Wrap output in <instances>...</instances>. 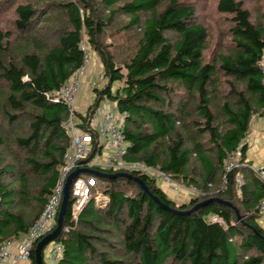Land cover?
<instances>
[{
	"label": "trees",
	"instance_id": "1",
	"mask_svg": "<svg viewBox=\"0 0 264 264\" xmlns=\"http://www.w3.org/2000/svg\"><path fill=\"white\" fill-rule=\"evenodd\" d=\"M203 1L0 0V248L29 231L58 182L69 107L46 94L81 68L85 44L108 79L94 106L108 97L127 114L126 159L198 192L180 202L159 177L129 172L175 212L133 178L91 174L105 182L100 201L92 186L75 219L71 190L55 264H264V183L245 142L264 116V20L247 0H216L215 33Z\"/></svg>",
	"mask_w": 264,
	"mask_h": 264
},
{
	"label": "built area",
	"instance_id": "2",
	"mask_svg": "<svg viewBox=\"0 0 264 264\" xmlns=\"http://www.w3.org/2000/svg\"><path fill=\"white\" fill-rule=\"evenodd\" d=\"M85 51L84 62L81 68L71 79L64 81L56 91L48 92L46 95L55 102H65L69 107V116L64 121V127L69 136V142L64 154L63 164L58 182L47 203L45 204L39 218L22 237L9 239L0 248V264H31L32 249L35 243L52 232L58 222V215L64 198V190L67 178L71 172L78 167L90 169L102 168L115 171H139L145 174L159 177L166 184H173V180L142 161H129L126 159L128 143L124 134V122L127 114L119 110L116 100L104 98L94 106L96 99V81L89 77L91 58L89 52ZM263 73L264 85V56L260 61ZM87 87L94 91V100L81 103V94ZM107 99V100H106ZM94 107V109H92ZM94 112L92 113V111ZM242 152L237 149L227 159L226 171L235 167ZM264 183V165L255 169ZM94 181H87L83 173L74 179L71 190L76 198L74 218L85 205L92 194ZM194 193L198 189L192 187ZM100 201V195L97 196ZM260 213L264 215V196L259 204ZM16 247L14 251L13 248ZM52 264L57 263L63 253L62 244L56 240L51 241L46 247Z\"/></svg>",
	"mask_w": 264,
	"mask_h": 264
},
{
	"label": "crops",
	"instance_id": "3",
	"mask_svg": "<svg viewBox=\"0 0 264 264\" xmlns=\"http://www.w3.org/2000/svg\"><path fill=\"white\" fill-rule=\"evenodd\" d=\"M80 97L81 103L83 105L86 101L89 102L90 100H94L92 98L94 97V94L86 84ZM245 142L248 143L249 146L246 158L251 164L252 168L256 169L262 167L264 165V116H256L253 118ZM158 181L161 187L168 193V195L177 201L184 202L185 200H189L194 194L191 188L185 187L176 182H173V184H166V182L162 181L161 179ZM160 181H162V183ZM260 223L264 227V215L261 217ZM13 250H16L15 246ZM47 264H52L50 257Z\"/></svg>",
	"mask_w": 264,
	"mask_h": 264
},
{
	"label": "water",
	"instance_id": "4",
	"mask_svg": "<svg viewBox=\"0 0 264 264\" xmlns=\"http://www.w3.org/2000/svg\"><path fill=\"white\" fill-rule=\"evenodd\" d=\"M81 173H90V174H94V175L99 176V177H107V178L118 177V176H125V177H129V178H133L140 183V185L145 190V192H147L151 197H153V199L161 207H163L167 210H172V211L177 212V210L170 208L167 204L163 203L157 196L153 195V193L150 191L149 187L145 184V182L140 177H137V176H135L129 172H125V171H118V172H114V173H109V172H104V171H100V170H96V169H90V168H86V167H78L73 172H71L67 178V181L65 184V190H64V198H63L61 209H60V212L58 215V222H57L56 228L51 233H49L47 236L42 238L36 245V248H35L36 264H44L43 251H44L45 247L51 241L55 240L62 231L63 219H64V215H65V212L67 209L68 200H69L70 192H71V185H72V182L74 181V179L77 178L79 176V174H81ZM212 199L215 201H218V202H222V203L227 204V205H232L231 202L224 200L222 198H219V197H214ZM208 201H209V199L202 201V202H199L191 210L197 209L199 206H201L202 204H204ZM180 212H182V211H180ZM238 216L240 218V215H238ZM260 237L262 239H264V236H260Z\"/></svg>",
	"mask_w": 264,
	"mask_h": 264
},
{
	"label": "rangeland",
	"instance_id": "5",
	"mask_svg": "<svg viewBox=\"0 0 264 264\" xmlns=\"http://www.w3.org/2000/svg\"><path fill=\"white\" fill-rule=\"evenodd\" d=\"M216 0H204L199 6V13L203 15L206 24L209 26V28L213 29L215 33H217V30H220L222 28L223 20L220 18L218 15L211 14L214 7L213 4L215 3ZM248 6H250L253 18L255 20L263 19L264 20V2L262 0H247ZM215 40V39H214ZM214 44V41H213ZM90 58H91V64L90 66V71H88L89 77L96 81L97 89H103L107 84H108V79L103 75V72L100 71L101 69V64L98 62V57L96 56L95 53L91 51L90 53ZM86 85H88L86 83ZM114 85H117L116 83ZM92 93H95L94 91H91ZM94 99V97H92ZM107 100V99H106ZM96 101V99H95ZM83 177L87 181H94V188L97 189L98 195H101L102 189L104 187L105 182L102 179H99L96 176H93L89 173H83ZM160 180V178H159ZM162 183V181H160ZM44 259L49 262V254L46 252V249H44Z\"/></svg>",
	"mask_w": 264,
	"mask_h": 264
}]
</instances>
